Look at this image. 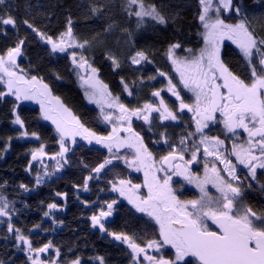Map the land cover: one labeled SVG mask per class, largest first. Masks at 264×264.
Listing matches in <instances>:
<instances>
[{
  "label": "snow or ice",
  "instance_id": "obj_1",
  "mask_svg": "<svg viewBox=\"0 0 264 264\" xmlns=\"http://www.w3.org/2000/svg\"><path fill=\"white\" fill-rule=\"evenodd\" d=\"M200 5L199 21L204 29L200 35L203 38V47L194 53L193 49L188 48L190 55L180 57L176 49L181 48L179 42L170 44L166 55L171 61L174 70L179 74L180 83L185 89L190 91L195 97L194 103H186L177 89V85L168 78L167 91L179 102V111L193 113L195 120V132L189 133L199 136V144L203 145L204 156H213L221 164L223 169L217 168L212 164L211 168L205 163V176L199 179L189 171V165L197 162L200 147L193 142L191 148V158L185 160L183 153L188 151L187 147L181 148L180 153H176L175 147L168 155L161 157L159 167L153 162L152 153L144 144L143 138L132 128V118L143 119L147 124L150 123L151 113H159V118L163 120L175 121L178 119L176 113L169 107L163 98H160L159 104L145 103L142 107L129 109L123 103L119 102V97L112 98V94L107 92V85H103L105 90L102 95L107 97L105 103L108 108H116L119 116L115 117L118 123L113 124L112 132L107 136H99L90 131L80 123L79 119L72 116L69 110L62 104L61 112H56L52 107L45 104L44 97L50 96L48 86L42 84L32 77L26 80L24 75L18 74L14 69L17 68L16 58L21 55V48L24 40H19L16 46L7 50L6 54H0V83L7 87V92H0V98L6 95H14L16 100H37L41 105L44 119L51 120L56 125V131L60 134V152L58 156L63 158L68 147L64 140L71 137L75 142L76 136L92 143L93 140L104 148L108 149L111 157H106L102 163H99L93 172L99 174L108 165L112 164L113 159H124L129 167H134L136 171L144 169V187L147 188V196H138L136 190L141 188L139 184H131L127 180H119L117 186L113 184L112 191L119 192L125 196L129 203L136 207V210L146 213L157 225H159V239L145 241L144 245L138 244L132 237L123 233H112L109 235L117 241L126 243L132 252V261L134 264H192V261L186 258H194L196 264H264V215L253 211L251 207H237L238 198L243 196V183L237 175V165L228 159V155L235 156L239 165L246 168L245 179L259 183L257 170H264V36H259L255 29L250 26L251 21L241 6L234 5L233 0H198ZM0 5H5V0H0ZM232 11L239 17L237 22L228 23L221 18V12ZM125 11L129 17L137 18V30L144 27L148 18L155 21L156 24L166 25L168 18L156 7L155 4L146 5L144 0H126ZM95 14L96 8L92 9ZM214 13V15H210ZM23 23L27 28L35 32L40 39L51 45L53 52H64L67 48H84L89 41L78 42L73 35L72 20L69 18L67 27L58 39L54 40L51 36L37 29L28 20ZM0 26L16 27V20L11 14L0 11ZM112 25H109L111 28ZM107 31V29H106ZM128 37L131 39L132 33L128 29ZM6 34V32H5ZM225 40L231 41L239 50L244 64L247 68V78H241L235 74L224 62L221 55V46ZM115 68L120 64L115 57H109ZM72 61L79 68H84L86 61L81 56L79 62L76 54L72 53ZM133 64H139L141 61L151 63L144 51H137L131 57ZM92 73L97 69L91 67ZM22 71V70H21ZM158 74L166 77V73L157 70ZM7 77V79H4ZM155 77H151L154 79ZM83 79V78H82ZM91 77H89V80ZM87 83V81H85ZM97 83H99L97 81ZM124 90L128 91V85L121 80ZM40 84V89L36 85ZM160 91L152 92V96L161 97ZM89 102L99 104L96 93L85 92ZM59 103L58 97H52ZM56 112L55 115L52 113ZM67 113L68 116L63 114ZM216 113H219L221 120L217 121ZM101 114L106 122H112L111 113H106L101 107ZM15 119L13 124L24 127V121L13 110ZM222 123L226 133H231L237 137V130L240 129L247 134V139L241 143H233L231 152L225 155L221 149L225 141L218 136H208L204 134V129L208 128V122ZM127 133L121 136L120 133ZM23 136L29 135L27 132ZM36 136L35 133H32ZM163 135V134H162ZM37 139L39 137H36ZM167 142V140H165ZM181 145L186 144V138L181 137ZM121 147L132 148L135 155L131 160L126 157H117L113 148L119 150ZM46 153L43 146L32 151L33 161L42 159ZM55 159V156L49 157ZM181 161L182 163H174ZM60 165L58 163L57 170ZM164 172L165 176L160 178L157 172ZM171 171L172 175L167 173ZM209 172L211 175H209ZM227 173V177L221 173ZM47 175V172L45 173ZM182 176L189 184H195L201 195L198 199L180 200L172 187V176ZM94 177L89 175L84 182V190H87L89 180ZM96 178H99L98 176ZM41 182V177L37 175L36 183ZM238 182V183H234ZM211 183L220 193L219 197H213L207 191L205 185ZM127 188L126 186L130 185ZM251 187V184L248 185ZM25 191L28 187L20 185ZM261 189H264V183H260ZM131 193L132 195H128ZM60 195V193H57ZM115 203V201H113ZM113 203L107 205L108 211H101L99 216L93 215L91 220L93 226L99 225L101 231H106L101 218L111 214ZM49 209L56 208L55 204H49ZM9 201L0 195V217L9 215ZM47 216L48 213H45ZM210 220L216 226L217 230H212L207 221ZM8 232H15V239L26 246L27 251L35 253V257L28 256L31 264H45V261L39 259L40 253H46L51 244H45L40 248H33L31 242L22 234L19 229H14L11 223L8 224ZM164 246H170L174 250V258L166 259L163 255L159 257L149 254V250L159 253ZM19 247V244L17 245ZM59 257V250H56ZM143 257V260L140 257ZM100 264H104L103 258H98ZM0 264H4L0 261ZM48 264H56L50 261ZM70 264H81L79 258L70 261Z\"/></svg>",
  "mask_w": 264,
  "mask_h": 264
},
{
  "label": "trees",
  "instance_id": "obj_2",
  "mask_svg": "<svg viewBox=\"0 0 264 264\" xmlns=\"http://www.w3.org/2000/svg\"><path fill=\"white\" fill-rule=\"evenodd\" d=\"M144 2L146 5L155 4L168 18V23L160 25L149 19L137 30V18L129 17L125 11L126 0H5L0 11L11 14L16 27L11 30L0 26V54H6L19 40H24L18 63L22 74L29 79L36 77L46 84L51 95L58 97L84 127L99 134L98 111L87 105L71 57L53 52L23 21L28 20L47 36L58 38L66 30L70 18L77 41H89L84 48L78 49L77 54L97 69L104 84L117 89V82L122 79L136 84L156 77L157 70H168L170 60L166 52L170 44H181L176 52L197 49L203 44L200 33L204 29L198 18V0ZM233 4L242 7L251 21L250 26L259 36H264V0H233ZM93 8L97 9L95 14ZM221 18L230 23L239 19L235 12L222 14ZM124 29L132 33L131 39ZM137 51H144L151 63L141 61L138 67L133 66L131 57ZM180 53L177 54L182 55ZM109 57H115L120 67L115 68ZM223 60L234 72L244 74L242 71H246L237 49L226 48ZM0 92H7L1 83ZM14 106L15 113L24 121L23 128L12 122L15 119ZM23 132L29 135L23 136ZM41 146L48 156H57L60 152L59 135L43 121L40 109L30 103L19 104L10 95L0 98V195L9 201V215L0 217V261L4 264H31L28 256L36 255L15 239V232H8L11 223L33 248L51 244L49 255L39 254L45 264L50 261L70 264L77 258L81 264H100L94 261L95 257L103 258L104 264H126L120 250L104 245L97 234L90 232L89 218L93 212L86 205L91 203V198L79 197L77 192V188H84L85 179L94 173L92 169L103 162L107 153L79 146L70 151L64 163L59 162L62 167L59 175L51 169L52 178L38 185L36 177L41 174L38 164H33L31 153ZM21 184L29 190L25 191ZM251 203L258 208L264 207L256 197L251 198ZM49 204H55L56 208L49 209ZM125 220L129 224L136 221L129 213Z\"/></svg>",
  "mask_w": 264,
  "mask_h": 264
},
{
  "label": "flooded vegetation",
  "instance_id": "obj_3",
  "mask_svg": "<svg viewBox=\"0 0 264 264\" xmlns=\"http://www.w3.org/2000/svg\"><path fill=\"white\" fill-rule=\"evenodd\" d=\"M6 29L12 30L14 28L6 27ZM202 47L203 44L199 48L193 49V52L198 53V50ZM229 47L237 49L236 46L231 43V41L225 40L221 46L222 59L225 49ZM178 50L176 53L181 52ZM180 54H182L179 55L180 57H186L190 55L185 50H183V52H181ZM16 69L19 70L18 72L22 74L18 66ZM242 72L244 74H242L241 72L234 73L239 75L241 78H247V68L246 71ZM165 73L167 78L160 76L157 72V76L154 79L149 78L145 80H140V82L136 84L134 82H127L123 80L128 85V89L129 91H131L132 95H129L128 91L124 90V85L121 83V80L117 82V89H114V87L108 84L104 85H107V92H110L112 94V98L119 97V102L123 103L129 109L142 107L145 103H152L154 105H158L160 98H163L165 102L169 105V107L178 116L177 120L162 121L159 118V113L153 112L150 116V123L147 124L143 121V119H137L136 117H133L131 121L132 128L143 138L144 144L152 153L153 162L156 164V167L160 166L159 161L161 157L168 155L174 147L176 149L177 154L180 153L181 148L187 147L189 150L185 151L183 155L185 160L190 159L191 148L193 142H195V144L200 147V152L198 153V160L197 162L189 165L188 167L189 171L194 176L199 179H203L205 176V163L208 164L209 169L211 168L212 164H215L219 169H223L224 165L221 164L218 160H216L213 156H204L203 145L199 144V136L201 134L197 133L194 136H189L190 132H195L196 127L195 120L193 119V113L188 112L186 109L182 112L179 111V102L176 101L175 97L167 91L168 78H171L173 83L177 85V89L181 92V96L185 99L186 103H194L195 97L180 83L179 74L174 70L171 61L169 62L168 70H166ZM83 76H85L84 73ZM161 89H163V91H161V97L152 96V92L160 91ZM106 99L107 97H104L103 99L104 107L109 113L112 114L113 120L112 122L105 121L104 123L102 121V116L99 110L96 107L91 106L85 97L87 105L90 108L97 109L98 111L100 118L98 128L101 133L98 134L93 130L90 131L95 132L99 136H107L112 132L113 124L118 123L115 117L120 114L118 109L107 107V104L105 103ZM216 117L217 121L222 119L219 113H216ZM208 124V128L204 129V134H207L208 136H218L220 139L224 140L225 144L221 151L224 152L225 155H228V153L231 152L234 142L241 143L247 139V134L240 129L237 130V139V137L233 136V134L226 133V130L224 129L222 123L209 121ZM120 135L123 137L126 136L127 133L122 132L120 133ZM181 137L186 138L185 145L180 144ZM165 140H167V142H165ZM82 145L88 146L92 149H101L107 153L108 158L111 157V154L108 152V149L104 148L100 144H97L96 142H88V144L79 142V144L74 149ZM113 152L116 154L117 157H126L128 160H131L132 157L135 155L134 149L128 147H121L119 150L113 148ZM228 159L232 160V162L237 165V175L241 178L240 182L243 183L244 188L243 196L238 198L239 203L237 204V207H240V205L243 203L245 206L251 207L253 211L264 215V207L258 208L253 206L251 203V198L256 197L259 198L264 204V189H261L260 187V183H264V170H257L259 179L258 183L256 181H252L250 178L245 179L248 170L244 168L243 165H239L237 163L235 156L228 155ZM173 162L182 163L181 161ZM167 174L172 175L171 171H169ZM221 174L227 177V173L222 172ZM156 175L160 178H163L165 176V173L161 171L157 172ZM209 175H211L210 172ZM91 176H93L94 178L88 181L89 183L87 190H84V188H77V192L79 197L88 196L89 198H91V203L86 205V207L92 210V216H99L101 211H108L107 205L109 203H113V201H115V203H113L111 214L107 217L101 218V222L104 224L106 231H101L99 225L94 227L93 222L91 220L92 216H90V232L94 233L95 235L97 234L100 239L104 242V245L114 246L116 247V249L120 250L125 256L124 260L126 261V264H134L131 259L132 252L128 245L126 243H123L122 241L115 240L113 236L109 235V233L112 232L117 234H126L132 237L138 244H141L143 246L145 241L147 240L159 239V225H157L156 222L146 213L137 211L136 207H134L133 204L129 203L128 199L125 196H121L119 192L112 191V188L113 184L119 186L118 181L123 179L130 181L131 184L141 185V188L136 190V195L147 196L148 190L146 187H144V169H141V171H136L134 167H129L125 163L124 159H113L112 164L108 165L99 174L94 172ZM97 176L99 178H96ZM131 184L126 186V190L127 188L131 187ZM171 184L176 192L177 197L180 200L198 199L201 195L196 185L194 183L189 184L182 176L173 175ZM249 184H251V187L248 186ZM205 187L211 196H220V193L216 191V189L212 186L211 183L205 185ZM127 194L132 195L131 193ZM128 213L135 217V222L130 224L125 222V216L128 215ZM207 223L210 229L218 231V229H216V226L212 224L210 220H208ZM149 254L155 255L157 257L163 255L166 259L174 258V250L171 249L170 246H164L163 248H161L159 253L154 252L153 250H149ZM93 259L95 262L100 263L98 258L95 257ZM140 259L143 260V257L141 256ZM186 259L192 261V264H196L194 258L189 257ZM143 264H148V262L143 261Z\"/></svg>",
  "mask_w": 264,
  "mask_h": 264
},
{
  "label": "rangeland",
  "instance_id": "obj_4",
  "mask_svg": "<svg viewBox=\"0 0 264 264\" xmlns=\"http://www.w3.org/2000/svg\"><path fill=\"white\" fill-rule=\"evenodd\" d=\"M217 2H218V0H214V3H217ZM231 12L232 11H223L222 10L221 15L222 14L230 15ZM210 15H214V13H210ZM146 20H149V19L148 18H145V21ZM58 38H53V39L56 40ZM48 45L51 47L50 44H48ZM78 49L79 48H67L66 51H64V52L57 51L56 53H59V54H68L71 57V61H72V53H75L76 54L77 61L79 62V60H80L81 57L77 54ZM20 59H21V55L16 58L17 66H18V63H19ZM88 65H90V64L86 63L84 68H79V67L76 66V64H74L75 69H76V78H77V82L79 84V87L82 90V92L84 93V96L86 97L88 103L91 106L96 107L99 110L100 114H101V107H103V111L104 112L109 113L106 110V108L104 107V102H103V99H104L105 96H103L102 93L105 90L103 89L102 86L104 85V83L101 81L100 75H99L98 71L96 73H92L91 72V68L88 67ZM134 65H135V67H138L140 65V63L139 64H133V66ZM14 70L16 72L19 71L17 69H14ZM83 73H84L85 76H83ZM18 74H21V73L18 72ZM0 75H2V73H0ZM21 75H23V74H21ZM89 77H91L90 80H89ZM24 78L26 80H31L28 77H26L25 75H24ZM4 79H7V77H4ZM85 81H87V83ZM97 81L99 83H97ZM41 83L43 84V82H41ZM1 84H3V83H1ZM4 86L6 87L5 84H4ZM35 87H36V89H39V90L43 91L42 89H40V84H37ZM6 90H7V87H6ZM86 91L89 92V93L95 92L96 93V97L95 98L97 100H99V104L89 102L88 96L85 95V92ZM10 96H12L13 98L16 99V97L14 95H10ZM52 97L53 96L51 95V93H50V96L44 97L46 106L52 107L53 109L56 110V112H61L62 113L63 110L60 108V105L62 104L61 101L59 100V103H58L55 99H52ZM18 103L19 104H28V103H30L34 107L39 108L40 109V112H41V118L43 119V121L45 123L49 124L51 127H53V129L56 131V125L53 124L51 120L44 119V114H43V112L41 110V105H40V103L37 102V100H34V99H30V100L21 99V100L18 101ZM56 112H53L52 114L55 115ZM63 115L66 116V117L68 116L67 113H64ZM71 115H72V113H71ZM101 116H102V121L105 123V120H104L102 114H101ZM57 134L59 135V138H60V134L58 132H57ZM79 142L84 143V144H88V140L83 139L79 135L75 137V142H73V139L71 137H67V138H65L64 143L68 147V151L64 153L63 158H61L60 156L57 155V156H55L56 157L55 159H50L49 157H52V156H48L46 154L42 159H38L36 161H33V164H35V163L38 164V168L37 169H38V172H40V174H41V176H40L41 177V182L38 185H40L43 182H46V181H48L49 179L52 178L53 175L51 174L52 173L51 172V169H52V171L57 172V175H59L60 170L62 169V167L60 165L59 170H57L58 163L59 162L64 163V161L66 160V157H68L70 151L73 150L79 144ZM92 142H95V140H93ZM44 152L46 153L45 149H44ZM59 164H61V163H59ZM46 172H47V175H45ZM244 206L245 205L243 203L240 205V207H244Z\"/></svg>",
  "mask_w": 264,
  "mask_h": 264
},
{
  "label": "water",
  "instance_id": "obj_5",
  "mask_svg": "<svg viewBox=\"0 0 264 264\" xmlns=\"http://www.w3.org/2000/svg\"><path fill=\"white\" fill-rule=\"evenodd\" d=\"M5 27L12 28L11 26H5ZM51 251H52L51 248H49L46 253H41V254L47 256V255H49L51 253Z\"/></svg>",
  "mask_w": 264,
  "mask_h": 264
}]
</instances>
